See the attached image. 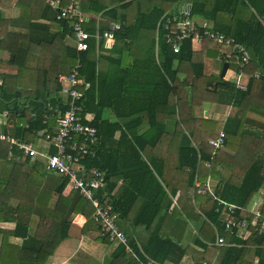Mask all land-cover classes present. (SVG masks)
<instances>
[{
    "label": "trees",
    "instance_id": "trees-1",
    "mask_svg": "<svg viewBox=\"0 0 264 264\" xmlns=\"http://www.w3.org/2000/svg\"><path fill=\"white\" fill-rule=\"evenodd\" d=\"M147 1L152 5L144 9L141 0H110L109 6L100 0H80L82 11L100 13L104 20L85 19L88 48L77 51L70 22L58 19V11L48 0H0V131L47 155L55 154L56 110L69 107L58 76L79 64L82 96L74 104L83 124L96 130L94 153L82 163L86 169L103 173L105 180L95 196L112 204L117 224L123 214L121 206L130 209L139 196L159 193L168 209L171 198L165 185L171 196L181 190V197L199 203L204 229L198 231L197 240L202 251L190 255L192 264H264V232L259 235L251 225L245 237L237 227L225 230L220 220L225 208L218 201L219 197L236 206L234 220H250L248 209L253 206L264 215V195L254 202L255 194L264 188V81L252 77L254 71L264 73V0ZM67 2L61 0L60 5ZM178 2L191 3L187 13L199 33L203 24L198 25L196 18L233 43L221 45L204 36L198 44L187 38L174 51L162 24L165 18L186 12L177 8ZM13 7L15 17L3 16V10ZM111 22L119 28L106 42L102 33ZM145 33L149 41L143 56L123 66L118 58L120 47L129 48ZM234 43L247 49L246 64L234 53L226 57ZM101 54L110 58L105 71L100 69ZM224 63L226 73L232 71L234 78L220 79ZM209 104L216 109L226 107L225 118L209 113L204 117ZM108 110L112 118L105 116ZM167 117L173 120L171 133ZM143 123L148 125L146 131L132 133ZM220 133L222 144L215 146L211 141ZM146 146L153 149L148 158ZM174 152L178 168L173 173L183 183L173 189L165 174L172 167ZM17 163L22 171L5 202L6 177ZM46 165V158L23 157L20 149L0 140V222H14L12 230L0 229V264H44L74 229L79 236L97 230L103 243L114 245L111 258L139 264L123 244L101 234L91 202L78 190L62 195L67 179L48 172ZM49 175L61 178L52 181ZM62 179L63 185L55 190ZM120 180L121 188L115 192ZM205 182L216 198L196 194V183ZM155 203L159 204L156 212L149 217L142 208L137 220L150 230L149 238L141 246L125 234L128 245L140 259H145L144 253L157 264H179L188 248L154 229L162 206ZM78 213L85 218L80 227L73 223ZM217 235L225 238V244L216 242ZM11 237L21 242L11 243ZM250 256H257L258 261L253 263Z\"/></svg>",
    "mask_w": 264,
    "mask_h": 264
},
{
    "label": "built area",
    "instance_id": "built-area-1",
    "mask_svg": "<svg viewBox=\"0 0 264 264\" xmlns=\"http://www.w3.org/2000/svg\"><path fill=\"white\" fill-rule=\"evenodd\" d=\"M67 4L61 6V0H48L51 7L58 11V19H67L70 22V27L74 32V47L77 51H83L88 48L86 39L88 33L84 29L83 23L86 19L80 5V0H67ZM163 28L167 30L165 36L171 42L173 50H178V42L181 39L190 38L201 44L204 36L209 37L213 42L218 44L230 45L233 43L232 39H227L224 34L217 31H213L206 26L202 25L203 32L199 33L194 23L188 16L187 12L178 13L172 17L165 18L163 22ZM174 27V28H173ZM119 28V24L111 22L108 28L103 31L102 38L107 42L113 39V31ZM97 39L100 38L99 34H96ZM232 53L236 55V58H241L242 65L246 64L249 59L247 49L239 44L234 43L231 51L227 54V58L232 57ZM79 64H76L67 74H61L58 76V81L61 83V93L69 99V102H64L69 107L63 112L59 109L56 110L57 117L55 123V134L52 137L53 145L57 151L55 154L47 155L44 151H39L36 147L30 143L19 141L16 138H12L0 131V140L8 142L11 146H15L21 150V154L29 156L31 158L41 157L47 159L46 170L48 172L59 174L67 179V187L69 189H76L87 200H89L94 208L93 219L100 225L101 234L105 235L111 241H118L123 244L125 249L130 253L131 257L139 264H157L151 258L147 257L144 253L145 259H140L133 249L128 245L127 237L125 233L119 228L117 224L118 215L110 204L105 199H100L95 196V190L101 186L105 180L101 170L96 168L86 169L82 163L83 159L92 153H94L93 145L96 142V130L95 128L83 124L80 115L77 114L78 107L74 104V101L82 96L79 86L83 85L82 77L79 73ZM242 70H240L241 72ZM239 72V73H240ZM252 77L255 79H261L264 81V73L260 71H254ZM2 80L0 79V85ZM239 87L245 88L244 84H238ZM3 117L7 116V111L2 113ZM223 141V133H220L219 137L212 140V144L220 146ZM11 152L9 153V157ZM196 194L209 193L216 198L213 190L210 188L209 183L203 184L196 183ZM219 203L223 206L224 213L222 214L221 221L224 224V229L229 230L233 227H237L241 236H247L250 233L248 226H253L255 231L260 235L264 232V215L261 214L258 208L254 206L248 209L252 214L250 220L239 219L234 220L232 214L234 213L236 206L231 203H227L223 199L218 197ZM216 242L219 245L225 244V238L217 235Z\"/></svg>",
    "mask_w": 264,
    "mask_h": 264
},
{
    "label": "crops",
    "instance_id": "crops-1",
    "mask_svg": "<svg viewBox=\"0 0 264 264\" xmlns=\"http://www.w3.org/2000/svg\"><path fill=\"white\" fill-rule=\"evenodd\" d=\"M100 1L104 5H110V0ZM147 2V0H143V2L141 0V6H145ZM190 4L191 3L187 2H178L177 8L187 12ZM10 9L11 10H3V16L15 17L17 11L14 7ZM83 11L87 19L95 18L97 20H104L100 13L96 16L94 13L87 10L83 9ZM195 21L198 22V25L205 23V21L200 18H196ZM119 50L118 58L122 61L123 66H128L132 63L134 58H141L143 56L138 52L135 41L129 48L120 47ZM137 54H139V57ZM101 55L103 57L100 69L105 71L108 68V62L110 58H108L107 55ZM208 113L210 116L213 115L221 118V116H224L226 112H224V108L218 107L216 109L213 106L208 105L206 108H204V117H206ZM105 116L112 118V114L109 112V110L105 113ZM166 125L167 132L171 133L173 130V120L167 117ZM147 126L148 125L146 123H143L140 128L133 130L132 133L137 134V132H139L141 134L142 132L146 131ZM144 150V154L147 156L146 158H148V152L152 151L153 149H151L149 146H146ZM172 158V167H167V169L170 170H167L165 176L170 188L173 187L174 189L175 186L178 187L182 185L183 178L177 179L173 173V171L178 168V154L174 152ZM21 168L22 167L19 163L11 167L10 176L6 177L8 181L6 182L2 191L3 201L9 202ZM16 170L18 172L17 175H15ZM121 184L122 180L118 182L115 192L119 191ZM164 187L167 191V195L171 198V203L168 209L165 208L167 202L166 198H163L159 193L152 196L148 195V197L139 196L130 209L121 206V211L123 214L119 215L118 225L120 229L129 236L131 241H134L135 243L142 246V244L149 238L150 230H147L141 224H137L138 215L143 208L142 211L150 217L152 213L156 212V209L159 208V204L155 202L161 203V210L153 224L154 229L159 228L162 234L179 241L184 248H188V254L182 258L179 264H192L190 255L194 254L193 252H195V250L202 249L200 242L197 240L199 236L198 231L204 229L203 225H201L202 214L199 211V203L196 200L188 199L186 196L181 197V190H177L175 194L171 196L172 191L168 190L165 185ZM69 191L70 189L66 186L62 191V195H67ZM262 194L263 193L260 190L259 195ZM255 200L256 202H260L261 197H258V199L255 198ZM84 222L85 218L82 213H78L73 218V223L78 227H80ZM13 227L14 222L10 220L0 222V229L2 230L10 231L13 229ZM181 227L184 228L183 232L180 230ZM99 237L100 235L97 230H91L88 234L84 233L79 236L77 229H74L71 231L70 237L62 242L55 249L51 256L46 258L44 264H130L129 261H127V258H111L114 245L103 243ZM9 241L14 244H19L21 239L11 237ZM248 258L252 259L253 263L258 261L257 256H250Z\"/></svg>",
    "mask_w": 264,
    "mask_h": 264
},
{
    "label": "rangeland",
    "instance_id": "rangeland-1",
    "mask_svg": "<svg viewBox=\"0 0 264 264\" xmlns=\"http://www.w3.org/2000/svg\"><path fill=\"white\" fill-rule=\"evenodd\" d=\"M142 2H143V0H142ZM152 2V1H151ZM151 2H147V4L145 5V6H142V8H146V6L148 7V6H150V5H152V3ZM148 36H149V34H147V33H145V34H142V35H140L139 36V38L138 39H136L135 40V43H136V46H137V49H138V52L140 53V54H144V51H145V49H146V47H147V44H148V41H149V39H147L148 38ZM106 55V54H105ZM6 55H5V53H2V57H5ZM137 56L139 57V54H137ZM225 78L226 79H231V78H234V74L232 73V71H227V73H226V75H225ZM206 84H208V82L206 83ZM210 105V104H209ZM224 112H227V109H226V107H224ZM203 115H204V113H203ZM224 117H225V114H224V116H221V118L220 119H224ZM22 167V166H21ZM18 168V167H17ZM21 171H22V168H21ZM18 174V172H17V170H16V172H15V175H17ZM50 176V178H51V180L52 181H57L59 178H61L60 176H57V175H49ZM264 188H262V189H260L261 190V192L263 193V195H264V190H263ZM259 192L260 191H258L256 194H255V198H257L258 199V197H261V195H259ZM255 198H254V200H255ZM255 203H256V200L254 201ZM183 227H181V231L183 232Z\"/></svg>",
    "mask_w": 264,
    "mask_h": 264
},
{
    "label": "water",
    "instance_id": "water-1",
    "mask_svg": "<svg viewBox=\"0 0 264 264\" xmlns=\"http://www.w3.org/2000/svg\"><path fill=\"white\" fill-rule=\"evenodd\" d=\"M226 69H227V63H224L221 69L220 79L225 77ZM215 85H216L215 83L212 84L213 87H215ZM63 183H64V179H62L60 183L56 186V190H58V188H60L63 185Z\"/></svg>",
    "mask_w": 264,
    "mask_h": 264
}]
</instances>
